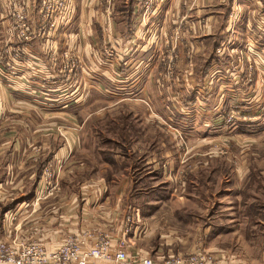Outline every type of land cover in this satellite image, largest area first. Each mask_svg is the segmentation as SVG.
Returning a JSON list of instances; mask_svg holds the SVG:
<instances>
[{
	"label": "rangeland",
	"instance_id": "rangeland-1",
	"mask_svg": "<svg viewBox=\"0 0 264 264\" xmlns=\"http://www.w3.org/2000/svg\"><path fill=\"white\" fill-rule=\"evenodd\" d=\"M11 1L0 0V89H3L0 92V97L2 96L0 98V132H8L11 126H15V132L19 133V136L17 133L12 138L6 135L0 136L1 140L12 139V142L17 140L16 142L19 144H24L27 139L36 145L47 142L45 140L39 141L35 137L30 138L26 131L24 132L22 124L27 122L24 117L28 115L30 117L38 113L37 111L43 110L46 117L44 123L45 128H47V135L55 133L57 135L55 143L63 142L83 147L81 152H71L66 158V160H69L72 157L73 159L79 157L82 160L80 166L83 165V167L75 169L72 173L75 184L91 176H102L108 181L112 178L113 180L109 181V185L115 192L120 187L125 189L128 206H138L142 209V212L145 211L149 215L153 214L151 226H154V228H151L149 233L145 234L144 239L139 240L140 246L142 245L145 249L158 250V254L151 257H162L168 253L174 255L186 254L195 248L205 250L203 245H205L204 241L208 239V236L203 234L202 229L207 223L211 222H216V226L224 227L223 223L229 225L228 218L219 217V215L225 212V207L231 202L224 206L220 200L221 198L224 199L223 196H225L224 193L229 180L224 178V173H221V171L215 172L214 169L207 166L202 167L203 162L264 160V108L260 109L261 117L259 119V114L249 113L255 110L245 109L241 105L242 102H239V98L247 97L254 98L255 107L263 105L264 102V39L250 38L245 33L246 26L241 24L242 19L247 20L248 15H254L256 23L252 27L255 28L257 34L259 33L258 35L264 33V12L258 10L257 7L255 8V4L260 3L262 0H256V3L254 0H248L251 4L245 2V0H229L228 10L225 6L229 4V1L225 0L222 8L225 15L228 11L226 17L228 32H224L223 35H214L216 38L207 40V44L204 46L206 47L205 55L199 54L200 50H195L191 36L196 27L206 25L207 22L202 21V19L204 20L207 14L215 12L218 9L217 7H211L210 10L208 8L200 10L199 5L196 6L197 0H191V4L187 2V5L179 8L178 17L176 16L177 21L165 31L161 43L162 50L156 57V69H154L156 72H153L165 85H178L180 81L188 79L189 82L195 81L202 84L201 88H203V85H206L209 81L210 74L218 66L228 70L236 69L238 74L243 73L241 80L245 78L244 83L236 87H229V90H231L229 92L230 97L232 96L231 103L228 104V107L223 106L225 115L222 123L226 128V132L213 129L216 132H211L208 136H205L206 134L202 132L185 134L177 131L168 121L158 115H161V112L164 111L163 105L158 102L152 105L145 101L141 106H137L139 112L146 116L144 124L140 121L131 120L129 117L132 112L128 105L123 104L120 100L119 102L113 100V104L107 103V100L102 98L106 89V84L103 81L100 82L101 86L96 88L98 92L92 93L91 102L89 104L84 102L77 118L79 124L74 122L76 125L72 126L78 131L73 133L69 129L71 128V120L66 117H69L68 115L73 109L71 106L76 105L70 103L74 99H78L84 90V83L81 82V78L85 73L82 71L81 63L85 48L94 50L102 62H111L115 59L118 51V49L116 51L117 46L115 47L117 38L113 40V33H115L113 19L126 20L130 16L131 20H136L135 24H131L128 32L131 35L133 34V42L137 40L139 42V19L143 22L142 25L151 26L149 20L157 15L159 0H113L112 7L107 6L105 0H95V11H101V17H95L96 30L92 36L90 35L91 37L89 36L88 40L85 38L82 43L77 40L76 45L73 46H71L72 43L67 42V33L65 34L67 28L63 29L64 26H58L57 29H54V26H51L50 23H45L46 27L39 29L42 26L41 23L37 26L33 25L36 27V34L30 42H36L39 54L34 56L30 64L24 61L27 59L24 57L26 55H22V62L18 63L19 65L15 63V68H9L5 64L9 58L11 59V53H14L10 52L9 54V50L18 46L16 39L12 37L11 31ZM22 1L27 2L26 0ZM33 1L36 2L39 17L40 0ZM86 1L83 0L82 4ZM85 7L86 4H84ZM69 10L68 6L67 12ZM33 11V8H31V11L28 9L30 19H32L31 13ZM1 13H4L3 16ZM196 17L200 20L197 25L195 21L193 22ZM72 18H74V14ZM155 29L152 28L150 32L154 33L153 35H158L159 31ZM221 29L223 30V25ZM233 30L238 31L241 36L234 37ZM25 48L26 45L24 51ZM51 53L55 63L57 62L56 66L52 64L53 61L49 56ZM73 55L76 57L77 66L73 67L71 71H68V69L64 72L60 71V64H64V57H72L75 65ZM39 60L44 61L53 69L56 67L57 73H54L56 76L53 75L54 80L49 82L50 85L44 84L45 86H43L41 81L35 82L37 86L32 88L36 91L33 96L26 93L28 89L24 87L20 77H22L23 70L34 74L33 77H37L36 75L43 77L42 74H36L41 71L38 68L40 65L37 64ZM70 61L68 60L69 64ZM191 67L195 69L193 73L191 71L193 69H189ZM58 73L63 75L61 76L63 80H59L60 75L57 77ZM128 74L130 75L131 72H128ZM102 78L104 79V77ZM227 79L223 78L225 81ZM151 89H148L147 94L141 93L140 95H151L152 93H149ZM156 90L158 91L157 88ZM212 90L214 89L212 88ZM14 92L21 93L30 99V108H27L23 102H17L13 106L4 105L6 99L9 101L16 100L14 94H12ZM252 92L254 94H251ZM158 93L159 95L165 94L162 89ZM6 95L8 96L5 97ZM208 106L212 108V104ZM240 106L242 107L240 108ZM106 111L107 114L102 116L101 114ZM242 111L249 113V115ZM11 115H14V117ZM15 115L18 117H15ZM37 117L40 116L37 115ZM123 117L129 118V121L125 123ZM197 122L200 125L203 121L198 117ZM120 143L127 146V151L120 149ZM35 147L33 153L39 152L40 154L39 148ZM95 147L96 149L103 148V150L93 151L92 149ZM233 147L238 148L239 151L234 152ZM166 149L169 151H166ZM119 152L125 154L127 152L124 155L125 158H122ZM42 155L39 158H37V155L32 157L33 159L37 158V162L34 163V165H37L35 175L42 178L43 187H48L47 191L53 190L51 187L55 186V179L68 171V164L66 166L65 161H62L57 167L54 157L50 156V153ZM107 155L115 157L118 163L111 165L108 161L103 162L102 160H105ZM152 157H155L156 161L158 160L160 166L164 160H173L170 166L171 172L167 171L170 176L167 174L163 178L159 175L160 168L151 169L148 162ZM191 164L196 168L190 167ZM38 165H41L40 168H38ZM164 168L162 165V169ZM40 169H42L41 174L39 173ZM27 170L31 171L33 169ZM124 179L127 183L123 187ZM78 187L76 190H78ZM258 192H262V189ZM223 201L225 202V200ZM251 201L247 199V201H240L239 203L241 207H260L264 203V200ZM233 202H236V200L233 199ZM150 205L154 206L151 211L149 210ZM151 221L149 222L151 223ZM249 221L250 223L246 226L248 230L245 231L243 224L238 226L240 228H237V236L244 246L232 250L252 257L254 259L253 264H264V248L261 247L264 243V229L263 224L259 225L260 221L264 223V218L252 217ZM167 228L170 230L173 228V231L167 232ZM163 231L164 234H161L160 232ZM110 236L112 237V235ZM175 237L177 238L175 239ZM182 237H187L189 241L187 247V243H180L184 241ZM112 238L114 239V237ZM120 238L125 237L121 236L118 239ZM232 239L233 237L230 236L224 241L230 243ZM4 242L9 245L21 243Z\"/></svg>",
	"mask_w": 264,
	"mask_h": 264
},
{
	"label": "crops",
	"instance_id": "crops-1",
	"mask_svg": "<svg viewBox=\"0 0 264 264\" xmlns=\"http://www.w3.org/2000/svg\"><path fill=\"white\" fill-rule=\"evenodd\" d=\"M26 1L28 9H30V11L31 8L34 9L32 13L30 12L32 15L30 22L32 25L37 26L39 23L37 21L36 2L33 0ZM254 1L256 3V0ZM82 2L83 0H70L68 16H64L60 19L63 24L62 26H64L62 28H67L65 34L67 33V42L72 43L71 46L76 45L77 40H80L82 43L85 38L88 40L92 34H94L97 25V23H95V17L98 18V16L101 15L100 10L95 11L94 9L96 8L95 0H87L86 3H84L86 4L85 8ZM187 2L191 4V0H159L157 3V15L151 19L152 21L149 20L151 26L142 25L143 22L139 19V42L138 40L133 42L134 36L128 32L130 31L131 24H135L136 20H131L130 16L126 18V20L121 18L118 20L113 19V30L115 31V33H113V40L117 38L115 47L117 46L116 51L117 49L118 51L115 59L111 62H102L94 50H87L85 48L81 63L82 71L85 73L81 78V82L84 83V90L78 99H74V101L70 103L76 105L71 106L73 109L69 115L67 114L69 117H66L71 120V128H69L71 132L76 133V131H78L73 128L74 122L79 124L77 118L83 108L84 102L88 104L91 102V95L92 93H96V88L101 86V81L106 84L105 93L102 98L107 100V103L113 104V100L118 102L120 100L123 104L128 105L132 112L129 118L135 120V122L140 121V123L144 124L146 120V116L139 112L137 106H141L145 101H148V103L152 105L158 102L162 104L164 108L161 115H158L168 121L177 131H181L185 134L202 132L206 134L205 136L216 131L223 130L222 132H226V128L222 123L223 116L225 115L223 106L228 107V104L231 103L230 99L232 96L230 97L229 92L231 90H229V87H236L244 83L245 78L241 80V77H243L241 75L243 73L238 74L236 69L228 70L227 68L225 69L218 66L213 73L210 74V78L208 77L209 81L206 85H203V88H201L202 84H198L195 81L189 82L188 79L180 81L178 85H165V83H162L159 78L153 74L155 71L154 69H156V57L162 50L161 43L165 36V31L175 24L177 21L176 18L178 17L177 15L179 14V8L187 5ZM245 2L251 4L248 0H245ZM224 3L225 0H197L196 6L199 5L198 8H200V10H204L205 8L210 10L211 7L218 8L215 12L207 14L204 20L202 19V21L207 22L205 26H198L193 30L191 41L195 45V50H200L199 54L201 55L206 54V47L204 46L207 44V40L214 38V35H223L224 32H228L226 18L228 11L225 15L222 8ZM229 6L230 1L225 8L228 10ZM256 7L258 10L264 12V0L260 3H256L255 8ZM2 14L4 13H1V15ZM73 14L74 18H72ZM194 21L196 25L200 22L198 17L194 18L193 22ZM255 23L254 15H248L247 20H241V24L246 26L245 33L247 36H250V38H257L258 40L264 39V33L258 35L259 33L257 34L255 28L252 27L255 26ZM222 25L223 30L221 29ZM152 28H156L160 34L158 32V35H153L154 33L152 34L150 32ZM120 33H122V35H120ZM232 34H234V37L241 36L240 33L235 30H233ZM38 54L39 48H36V42H30L26 45L24 51V55H26L24 57L25 59L27 58L24 61L30 64L34 56ZM37 64L40 65L38 68H40L41 71H38L36 74H42L43 77L38 75H36L37 77H33L32 75L34 74L24 70H21L22 77H20V79L22 78L21 80L24 87L28 89L26 93L32 94L33 96L36 91L32 88L37 86L35 82L38 83L41 81L43 86L50 85L49 82L54 80V76H56L54 75L56 71L48 64L44 63V61L39 60ZM189 69L191 70L193 68L191 67ZM191 71L193 73L195 69ZM128 72H131V74L129 75ZM58 76L59 75H57V77ZM101 76L104 77V79ZM59 77V80H63L61 76ZM186 78H188V76H186ZM223 78L228 79L225 81ZM149 88H152L149 91V93H152L151 95H140L141 93L147 94ZM212 88L214 90H212ZM160 89H162L165 94L159 95L158 92ZM2 90L3 89H0V92ZM17 92L12 93L16 99L15 101L6 99L3 104H6V106H13L17 102H23L27 108H30V99ZM251 94L254 93L252 92ZM7 96L8 95L5 97ZM0 98H2V96ZM239 100V102H242L241 105L245 109L255 110L249 113L259 114L258 116L260 119V109L262 107L264 108V102L263 105L259 104L261 106L255 107L253 97L239 98ZM210 104H212V108L208 106ZM242 106H240V108ZM37 112L38 113L30 117L29 115L24 117L27 121L22 123L24 132L26 131V134H28L30 138L35 137L39 141L45 140L47 142L36 145L26 139L24 144H19L16 142L17 140L12 142V139L1 140L0 138V239L11 243L21 242L17 245H13L17 247L24 242L35 240L42 243L47 251H50L61 242L65 235L83 236L84 233L89 232L91 237L88 238L91 240L97 232H104L112 235L114 239H118L121 236L125 237L128 241V250L131 255L136 254L142 257L156 256L158 250L145 249L139 244V240L144 239L145 234L147 232L149 233L151 228H154V226H151L153 214L149 215L145 211L142 212V209L138 206H128V203H126L127 194L125 189L120 187L115 192L109 185V181L113 180L112 178L108 181L102 176H91L75 184L72 173L75 169L83 167V165L80 166L82 160L79 157L74 159L72 157L69 160H66V158L71 152H81L83 147L77 144H65L63 142L55 143L54 141L57 135H55V133L47 135V128H45L46 125L44 123L46 118L44 116V111L40 110ZM249 113L245 114L249 115ZM106 114L107 111L101 115L105 116ZM37 115L40 117L38 118ZM11 116L14 117V115ZM15 117L18 116L15 115ZM198 117L203 121L200 125L197 122ZM123 118H125V123L129 121V118ZM13 120L16 121L15 119ZM253 127L255 126L253 125ZM9 129L8 132H0V136L6 135L12 138L14 134L17 133L15 132V126H11ZM213 129H216V131ZM17 134L19 136V133ZM35 146L39 148L38 151H40V154L39 152L36 154L33 153L35 151ZM119 147L121 150L124 149L127 151V146L125 144L120 143ZM234 149V152L239 151L236 147ZM92 150H103V148L96 149L95 147ZM148 151L154 152L153 150ZM166 151L169 150L166 149ZM44 153H50V156L54 157L56 166L61 164L62 161H65V165L67 166L68 164L69 168H67L68 171H65L64 175L55 179V186L51 187L53 190L49 191H47L48 187H43L42 178L35 175V167L37 165H34V163H36L37 158L42 157ZM119 153L122 155V158H125L124 155L127 154V152L126 154L123 152ZM35 155H37V158L33 159L32 157ZM109 159H113V162H110ZM102 161H108L111 165H116L118 163L115 157L109 155ZM162 162L163 167H165L164 169H162V165H159L155 157H152L148 164L153 170L160 168L159 175L165 178L166 175H169L171 172L170 166L173 160L167 159ZM40 166L41 165H38V168H40ZM203 166L212 168L215 172L221 171V173H224V178L229 180V183L226 186L225 196H223L224 199L221 198L220 200L224 206L231 202V204H227L228 206L225 207V212L219 215V217H227L228 222H230L229 225L223 223L224 227H222L216 226V222H211L207 223L204 229H202L203 234L208 236V239L204 241L205 245H203L205 251L221 256L223 258V264H253L254 259L252 257L242 255L238 251L232 249H239L244 246L240 243V239L237 236V228H240L238 226L243 224L246 231L248 230L246 226L250 223L249 219H252V217L264 218V203L260 207H241L239 203L240 201H247V199L252 200L251 202L264 200V160L204 161L202 167ZM190 167H193V165L191 164ZM193 168H196V166ZM27 169L33 170L28 171ZM39 171L41 174L42 169ZM167 171L170 172L168 173ZM126 183V179H124L122 183L123 187ZM77 187L78 190H76ZM260 189H262V192L259 193L258 191ZM233 199L236 200V202H233ZM223 200H225V202ZM153 208L154 206L150 205L149 210L151 211ZM125 214L133 215L134 223L132 228H135L128 232L129 234L123 233ZM149 221H151V223ZM241 221L242 223H240ZM251 221L253 222V220ZM261 224H263L262 227L264 229V223L260 221L259 225L261 226ZM166 230L167 232H171L173 228H171V230L167 228ZM160 233L164 234V231ZM230 236L233 237L232 241L226 243L224 240ZM176 238L177 237H175V239ZM182 238L184 241L180 243H187V247L189 245L187 237ZM261 247L264 248V243Z\"/></svg>",
	"mask_w": 264,
	"mask_h": 264
},
{
	"label": "built area",
	"instance_id": "built-area-1",
	"mask_svg": "<svg viewBox=\"0 0 264 264\" xmlns=\"http://www.w3.org/2000/svg\"><path fill=\"white\" fill-rule=\"evenodd\" d=\"M105 2L107 6H113V0H105ZM10 3L12 5V37L16 39L18 46L9 50V54L14 52L11 53V59L9 58L5 64L9 68L14 67L15 63L19 65L18 63L22 62L24 46L36 34V27L31 25L26 3L22 0H12ZM39 6L40 14L37 21L42 25L39 29L45 28V23H50L54 29H57L58 26L62 27L63 24L60 19L69 14V11L67 12L69 0H40ZM49 56L53 61L52 64L56 66L57 62L55 63L52 53ZM64 58V64H60V71L64 72L66 69L71 71L73 67L77 66L76 57H74L75 65L72 57ZM68 60H71L70 64ZM58 75L63 76L60 73ZM133 223V215H126L124 233L127 234L132 230ZM88 237H91L89 232L84 233L83 236L65 235L61 242L50 251H47L42 243L35 240L23 243L19 247L0 240V264H223L221 256L200 248H195L186 254L168 253L162 257H142L129 253L125 238L114 240L108 233L104 232H97L91 240Z\"/></svg>",
	"mask_w": 264,
	"mask_h": 264
},
{
	"label": "trees",
	"instance_id": "trees-1",
	"mask_svg": "<svg viewBox=\"0 0 264 264\" xmlns=\"http://www.w3.org/2000/svg\"><path fill=\"white\" fill-rule=\"evenodd\" d=\"M110 162H113V159H109Z\"/></svg>",
	"mask_w": 264,
	"mask_h": 264
}]
</instances>
